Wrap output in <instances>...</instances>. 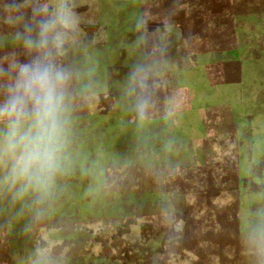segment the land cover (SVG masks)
<instances>
[{
	"label": "rangeland",
	"instance_id": "1",
	"mask_svg": "<svg viewBox=\"0 0 264 264\" xmlns=\"http://www.w3.org/2000/svg\"><path fill=\"white\" fill-rule=\"evenodd\" d=\"M70 4L79 27L62 62L87 89L76 163L39 222L0 196V264H35L38 249L46 264H258L242 241L264 207V0ZM32 6L0 0V57L24 55L15 33ZM138 64L155 85L142 123L124 96Z\"/></svg>",
	"mask_w": 264,
	"mask_h": 264
},
{
	"label": "clouds",
	"instance_id": "2",
	"mask_svg": "<svg viewBox=\"0 0 264 264\" xmlns=\"http://www.w3.org/2000/svg\"><path fill=\"white\" fill-rule=\"evenodd\" d=\"M6 4L16 10L19 0H6ZM23 19L15 38L24 55L8 52L0 57V196L22 204L39 222L57 198L59 181L76 163L73 113L87 89L77 87L75 72L62 62L79 27L70 0H56L54 9L33 0L30 14ZM144 26L141 16L136 27ZM150 80L144 65H134L124 87L134 120L141 123L155 109V85ZM98 175H103L102 170ZM100 187L93 182L85 194L95 196ZM252 216L242 242L258 264H264V207ZM44 256V250L38 249L35 264H46Z\"/></svg>",
	"mask_w": 264,
	"mask_h": 264
},
{
	"label": "crops",
	"instance_id": "3",
	"mask_svg": "<svg viewBox=\"0 0 264 264\" xmlns=\"http://www.w3.org/2000/svg\"><path fill=\"white\" fill-rule=\"evenodd\" d=\"M205 194L207 195V197H205L207 200H208V202H209V204H211L212 205V203H214L215 202V200H218L219 198H220V196H222V195H220V194H218V193H214V194H212V193H210V192H208V191H205ZM204 194V195H205ZM254 195H252V196H250V200H251V205L253 204V203H256V200H257V198H254L253 197ZM201 198V197H200ZM202 199V198H201ZM204 199V198H203ZM202 199V200H203ZM214 205V207L218 210V209H225V208H228L229 206H227V205H223V207H221V205L220 204H213Z\"/></svg>",
	"mask_w": 264,
	"mask_h": 264
}]
</instances>
